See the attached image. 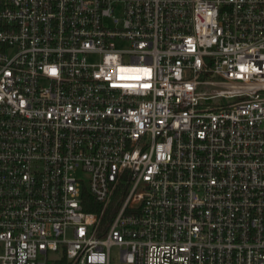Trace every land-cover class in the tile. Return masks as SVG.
<instances>
[{
  "label": "built area",
  "instance_id": "obj_1",
  "mask_svg": "<svg viewBox=\"0 0 264 264\" xmlns=\"http://www.w3.org/2000/svg\"><path fill=\"white\" fill-rule=\"evenodd\" d=\"M0 264H264V0H0Z\"/></svg>",
  "mask_w": 264,
  "mask_h": 264
},
{
  "label": "rangeland",
  "instance_id": "obj_2",
  "mask_svg": "<svg viewBox=\"0 0 264 264\" xmlns=\"http://www.w3.org/2000/svg\"><path fill=\"white\" fill-rule=\"evenodd\" d=\"M112 255H113V259H114L115 262H116L117 259H118V256H119V249H118V248H113V250H112Z\"/></svg>",
  "mask_w": 264,
  "mask_h": 264
},
{
  "label": "snow or ice",
  "instance_id": "obj_3",
  "mask_svg": "<svg viewBox=\"0 0 264 264\" xmlns=\"http://www.w3.org/2000/svg\"><path fill=\"white\" fill-rule=\"evenodd\" d=\"M53 74H55V69L52 70Z\"/></svg>",
  "mask_w": 264,
  "mask_h": 264
}]
</instances>
